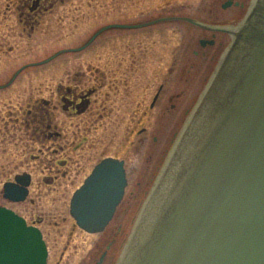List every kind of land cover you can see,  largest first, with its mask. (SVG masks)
Returning <instances> with one entry per match:
<instances>
[{
	"label": "water",
	"instance_id": "obj_1",
	"mask_svg": "<svg viewBox=\"0 0 264 264\" xmlns=\"http://www.w3.org/2000/svg\"><path fill=\"white\" fill-rule=\"evenodd\" d=\"M229 33L116 264H264V0ZM17 181L4 188L15 202L26 199L29 175ZM126 186L124 161L103 160L73 196L77 224L103 232ZM47 260L41 230L0 206V264Z\"/></svg>",
	"mask_w": 264,
	"mask_h": 264
},
{
	"label": "flooded vegetation",
	"instance_id": "obj_2",
	"mask_svg": "<svg viewBox=\"0 0 264 264\" xmlns=\"http://www.w3.org/2000/svg\"><path fill=\"white\" fill-rule=\"evenodd\" d=\"M69 1L17 0L12 8L18 22L16 25L6 28L9 29V32H13L18 28L20 36L25 34L27 37L32 38L43 20L47 16H52L51 21H53L54 26L52 29L50 28L53 32L50 33L53 35L50 42L65 41L68 46L57 50L54 48L46 58L38 62L41 65H49L46 72L50 74L51 78L56 77L58 74L62 77L55 83L54 79L50 82L51 86H49L46 96H40V90L34 92L29 79L26 86L23 85V87H27L24 90L25 97L23 95L18 96V91H15L16 97H4L8 100V103L3 102V105L0 106V142L1 145H5L1 157L7 154L8 158H4L7 165H4L3 162L0 165L8 179L3 186L6 183H19L17 181L19 175H29V185L27 186L29 192L26 200L22 202L24 203L31 200V187L35 183L36 171L48 172V175H41L40 184L44 187L56 185L55 183L61 185L63 179L64 181L66 179H69V182L72 181L73 177L83 171V163L86 162L85 158L89 156V151L83 148L88 145L91 139L89 135L95 130L98 133L99 143L96 147L89 144L88 149H93L96 154L101 153L102 158L92 167L77 189L86 182L95 167L103 160L108 158L117 159L124 161L126 171L127 186L123 202L130 182V167L127 155L121 156L118 151L113 154L106 153L114 147L120 128L129 121L125 125L124 140L121 147L124 149L125 154L135 152L136 133L138 138L149 134L151 129L147 124L151 123L155 112H157L155 121L158 123L166 117L164 113L165 104L162 105V102L175 98L174 93L168 94V91H166V79L163 78L168 74L190 76L192 72L204 70V68H199L198 60L207 63L214 61L211 72L207 76L200 93L193 100L186 116L181 119L183 125L231 41L229 31L233 28L232 18L227 19L216 16L214 14L216 6L211 4L204 11V18L173 10L143 20L137 18H143L144 15H141V13H146L145 10H141L144 7L145 0H132L134 5L137 4L136 10L122 9L119 11V5L114 4L111 7L112 4L100 0L103 5H96L92 10V14L87 15L81 23L77 24L76 20H69L65 24L57 25L56 20L63 21V18H65L61 10L66 13L78 12L77 6H66ZM252 1H233L230 7L234 6L240 9V15H237L235 20L237 25L244 19ZM226 3L227 0H223L221 4L223 9L230 8L224 7ZM172 6L177 7L174 4ZM80 7H84V5L80 4ZM87 12H90V10ZM184 18L194 19L203 26ZM153 21H156V23H151ZM167 22L176 24L185 22L210 33L211 36H203L198 39L193 36L185 37L186 44L182 43L179 50L181 56L175 57L169 68L166 62L165 43L163 47L159 46L161 44L160 39L156 37L159 33H164V30L161 28L150 30L157 24ZM56 34H61V36ZM220 35L227 36L229 42L225 43ZM6 37V35L3 36V40H6ZM197 43L198 48L192 50L194 57L186 56L185 52ZM0 44V52H2V42ZM217 46L221 48L218 53L214 50ZM210 48H213V51ZM10 49L12 48L10 47ZM175 52H178L177 48ZM62 56L64 58H61ZM25 67L26 69L31 67L30 63L21 64V67L16 69L7 81H0L1 94L6 95V90L14 88L17 81L24 79L29 74L34 76L32 72L35 73L34 77L39 73L38 70H28L25 75L19 77ZM153 73L155 76L162 78L161 82L155 83L154 92L152 91V81H150V76ZM0 104H2V101H0ZM172 107L174 108L175 104H172ZM143 123L144 125L140 128ZM177 133L175 132L174 139ZM92 139H95V137L93 136ZM174 139L171 140V144ZM154 140L157 141L158 137L155 136ZM103 144L106 146L103 147ZM170 147L166 149L162 162H160L156 173L150 180L149 187L154 182ZM45 165L47 166L45 167ZM62 167L66 170H63ZM7 168L9 170H6ZM138 182L141 184L140 180ZM66 183L64 182L63 186ZM35 203L32 200V204ZM25 219L29 225L36 226L41 230L48 249L47 264H49L50 250L45 232L42 230L46 219L38 211L33 212L31 219ZM77 229L81 228L74 220L73 228L67 236V243L60 252L56 264H67L64 263V258L71 247V239ZM81 230L86 232L83 229ZM120 231H122V226L118 227L117 233ZM113 236L102 243L105 248L101 244L92 247L78 264H115L125 240L116 249L117 240ZM76 250L78 249L75 246Z\"/></svg>",
	"mask_w": 264,
	"mask_h": 264
},
{
	"label": "rangeland",
	"instance_id": "obj_3",
	"mask_svg": "<svg viewBox=\"0 0 264 264\" xmlns=\"http://www.w3.org/2000/svg\"><path fill=\"white\" fill-rule=\"evenodd\" d=\"M104 1L107 4H112L111 7H113L114 4L119 5L120 8L118 11L122 9H137V4L134 5L132 0ZM222 2L223 0H145L143 5L144 7L142 6L143 9L141 8V10H145L146 13L140 12L141 15H144V17H139L137 19L147 20L156 15H162L173 10H179L186 14L188 13L192 15H198L200 18H204L205 9L211 4H215L216 7L214 14L222 18H232L231 24L233 25V28L236 27L237 21L235 20L237 15H240V9L234 6L228 9H223L221 6ZM16 3L17 0H0V43L2 42L3 45L2 52H0V81H7L12 76L14 71L21 67V64L30 63L31 67H27V69L25 67L22 69L23 72L19 77L25 75V72L28 70H38L39 73H37V76L34 77L35 73L32 72L34 76L29 74L30 78L27 76L24 79L17 81V83L14 85V88L12 87L8 91H5V93H7L6 95L0 93V101H2L0 106L3 105V102L8 103V100H6L4 97H16L17 95H23L25 97L26 93L24 90H26L27 87H23V85L26 86L29 79L31 80V87L33 91L37 92L40 90L41 92L39 95L46 96L49 86H51L50 82L54 79L55 83L62 77L58 74L56 77L51 78L50 74H47L46 72L49 65H41L38 64V62L46 58L54 48L57 50L59 48L68 46L67 42L65 41L50 42L51 38L53 37V35L50 34L53 33L51 32L50 28L52 29L54 26L53 21H51L52 16H47V18L43 20L38 31L32 36V38L27 37L25 34L20 36V31H18V28L13 32H9V29L6 28L9 26L12 27L18 22V18L16 14L13 13L12 9ZM80 4H83L84 7H80ZM86 4L89 5L87 6ZM100 4L103 5L100 0H70L66 3V6L74 7L75 5L78 7V12L66 13L61 10L62 14L65 15V18H63V21L56 20V24H65L69 20H76L77 24L81 23L86 19L87 15L92 14L94 7ZM173 4L177 5V7L172 6ZM89 10L90 12H87ZM68 15L73 16L69 17ZM76 16H78V18H76ZM160 28L164 30V33H159L156 35V37L160 39L159 41L161 44L159 46L163 47V44L165 43L166 62L169 68L172 62H174L175 57L178 58L181 56L179 54V50L182 43L186 44L185 37L193 36L194 38L198 39L203 36H211L210 33L204 32L197 27L185 22L178 24L169 22L160 23L152 27L150 30ZM5 35L7 36L5 38L6 40H3V36ZM56 35L61 36V34ZM220 36L224 39L225 43L229 42L227 36ZM198 46V43L192 45L191 48L185 52L186 56L194 57L192 50L198 48ZM10 47L12 49H10ZM176 48L178 49V52H175ZM210 49L212 50L213 48ZM220 49L221 48H219V46L214 48L216 53H218ZM61 58L64 57L62 56ZM202 61L203 60H198V64L200 69L204 68L203 71L192 72L190 73V76L183 74H168L165 78H163L164 80L166 79V91H168V94L174 93L175 98L173 100L167 99L165 102H162V105L165 104L164 113L166 114V117L162 122L160 121L158 123L155 121L157 114V112H155V114L152 116L151 123L147 124V126H149L151 129L149 134L142 135L138 138V134L136 133L137 139L135 152L125 154L124 149L121 147L124 140L123 134L125 125L129 121H127V123L120 128L119 135L117 136L118 139L115 141L114 147L109 149V151L106 153L113 154L118 151L119 155L121 156L127 155L128 164L130 167V182L127 187L126 197L119 206L113 222L110 224V226H108V229L105 232L89 234L82 231L81 229L76 230L74 237L71 239V247L65 255L64 263L78 264L80 260L87 254V252L92 247H95V245L101 244L103 245V248H105V245L102 243H104L112 235H114L113 237L117 240L116 249L118 248L119 244L128 237L132 229L134 219L138 215L142 202L150 190L149 188L151 186L149 187V183L151 178L156 173L160 162H162L166 149L171 146V140L174 139L175 132H178L182 127L181 119L186 116V112L192 106L191 104L193 100L197 94L200 93L207 76L211 72L214 61H210V63ZM217 61H215V63H217ZM150 81H152V91L154 92L153 88L155 83L158 84L161 82L162 78L155 76L153 73L150 76ZM15 91H18L19 93L15 95ZM178 94H180V96L177 97ZM172 104H175L174 108L172 107ZM142 125H144V123L141 124L140 128ZM96 132L93 130L92 134L89 135L91 139L88 145L83 148L84 150L87 149L89 151V156L85 158L86 162L83 163V171H81V173L76 177H73L72 181L70 182L69 179H66V181H64V179H60L63 183L67 182L64 186L63 183L61 185L59 183H55L56 185H49L46 187L43 185L41 186L40 179L42 177L41 175H48V172L41 173L36 171L35 183L31 187V200L28 202L13 203L4 198L3 184L8 179V177L0 165V206H6L15 210L28 220L31 219L34 211H38L39 214H41L44 219H46V223L44 226H42V230L45 232V238L50 250L49 264H56V261L60 256V252L67 243V236L70 233L71 228H73L74 219L70 215L71 198L77 187L82 183L84 177L102 158L101 153L99 154L98 152L96 154V151L93 149H88L90 147L89 144H93V147H96L99 143L98 133ZM93 136L95 139H92ZM155 136L158 137L157 141L154 140ZM104 144H106V142H104ZM104 144L103 147L106 146ZM3 146L5 147V145H1L0 142V164L3 162L4 165H7V161H4L5 157L8 158L7 154L1 157V154H3ZM104 152L103 154H105ZM46 166L47 165H45V167ZM62 168L63 170H66V168ZM6 170H9V168ZM139 180L141 181V184H139ZM32 200H34L36 203L32 204ZM119 226H122V231L117 233ZM75 246L78 249L76 251Z\"/></svg>",
	"mask_w": 264,
	"mask_h": 264
}]
</instances>
